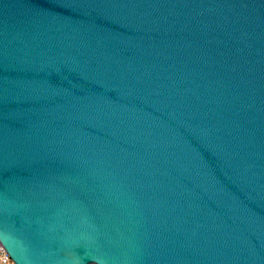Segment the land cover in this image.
Returning a JSON list of instances; mask_svg holds the SVG:
<instances>
[{
  "label": "water",
  "instance_id": "95a60500",
  "mask_svg": "<svg viewBox=\"0 0 264 264\" xmlns=\"http://www.w3.org/2000/svg\"><path fill=\"white\" fill-rule=\"evenodd\" d=\"M0 244L264 264V0H0Z\"/></svg>",
  "mask_w": 264,
  "mask_h": 264
},
{
  "label": "built area",
  "instance_id": "2783aa9c",
  "mask_svg": "<svg viewBox=\"0 0 264 264\" xmlns=\"http://www.w3.org/2000/svg\"><path fill=\"white\" fill-rule=\"evenodd\" d=\"M0 264H16L6 249L0 244Z\"/></svg>",
  "mask_w": 264,
  "mask_h": 264
}]
</instances>
